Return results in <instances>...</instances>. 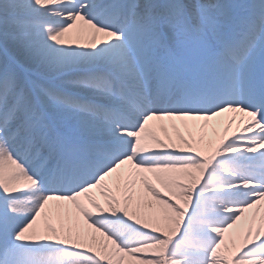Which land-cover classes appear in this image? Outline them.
<instances>
[{"label": "snow or ice", "instance_id": "1", "mask_svg": "<svg viewBox=\"0 0 264 264\" xmlns=\"http://www.w3.org/2000/svg\"><path fill=\"white\" fill-rule=\"evenodd\" d=\"M0 264H264V0H0Z\"/></svg>", "mask_w": 264, "mask_h": 264}, {"label": "bare ground", "instance_id": "2", "mask_svg": "<svg viewBox=\"0 0 264 264\" xmlns=\"http://www.w3.org/2000/svg\"><path fill=\"white\" fill-rule=\"evenodd\" d=\"M156 124V130L159 132V134L163 131L161 125L167 126L169 122L163 121V122H155ZM182 131H184L183 127H181Z\"/></svg>", "mask_w": 264, "mask_h": 264}, {"label": "rangeland", "instance_id": "3", "mask_svg": "<svg viewBox=\"0 0 264 264\" xmlns=\"http://www.w3.org/2000/svg\"><path fill=\"white\" fill-rule=\"evenodd\" d=\"M235 127V126H234Z\"/></svg>", "mask_w": 264, "mask_h": 264}]
</instances>
